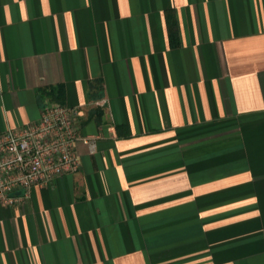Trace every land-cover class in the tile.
<instances>
[{
  "label": "crops",
  "instance_id": "1",
  "mask_svg": "<svg viewBox=\"0 0 264 264\" xmlns=\"http://www.w3.org/2000/svg\"><path fill=\"white\" fill-rule=\"evenodd\" d=\"M49 102L96 148L0 264H264V0H0V132Z\"/></svg>",
  "mask_w": 264,
  "mask_h": 264
},
{
  "label": "built area",
  "instance_id": "2",
  "mask_svg": "<svg viewBox=\"0 0 264 264\" xmlns=\"http://www.w3.org/2000/svg\"><path fill=\"white\" fill-rule=\"evenodd\" d=\"M80 121L78 108L49 102L37 121L0 132V205L22 204L34 187L80 168L77 142L96 148L82 136Z\"/></svg>",
  "mask_w": 264,
  "mask_h": 264
},
{
  "label": "trees",
  "instance_id": "3",
  "mask_svg": "<svg viewBox=\"0 0 264 264\" xmlns=\"http://www.w3.org/2000/svg\"><path fill=\"white\" fill-rule=\"evenodd\" d=\"M60 86L57 87H48V88H43L40 90L41 95H48V94H52L51 90H57V92L59 93L58 90H60Z\"/></svg>",
  "mask_w": 264,
  "mask_h": 264
}]
</instances>
